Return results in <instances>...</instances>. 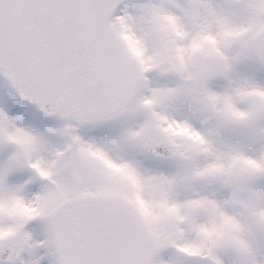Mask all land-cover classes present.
<instances>
[{
	"label": "snow or ice",
	"instance_id": "6c2138e0",
	"mask_svg": "<svg viewBox=\"0 0 264 264\" xmlns=\"http://www.w3.org/2000/svg\"><path fill=\"white\" fill-rule=\"evenodd\" d=\"M0 264H264V0H0Z\"/></svg>",
	"mask_w": 264,
	"mask_h": 264
}]
</instances>
